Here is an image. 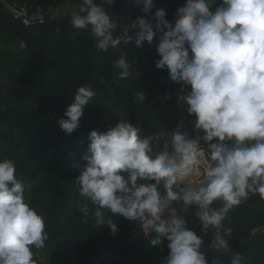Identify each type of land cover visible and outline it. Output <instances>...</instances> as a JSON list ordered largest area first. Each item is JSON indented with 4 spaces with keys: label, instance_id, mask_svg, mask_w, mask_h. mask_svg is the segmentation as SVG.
I'll return each mask as SVG.
<instances>
[{
    "label": "clouds",
    "instance_id": "obj_1",
    "mask_svg": "<svg viewBox=\"0 0 264 264\" xmlns=\"http://www.w3.org/2000/svg\"><path fill=\"white\" fill-rule=\"evenodd\" d=\"M114 2L104 0L108 5ZM143 2L145 13L155 6L154 0ZM215 2L186 0L174 26L159 8L154 13L155 31L148 20L137 18L115 38L118 24L96 0H81L80 14L71 16V25L89 30L97 49L104 52L133 40L137 47L145 41L151 44L161 33L156 68L167 69L172 81L191 86L179 99L196 117L195 128L204 133L200 139L207 143V151L177 131L172 151L166 145L153 159L149 155L153 135L142 137L136 127L121 120L106 133H90L83 155L87 164L76 178L86 201L80 206L84 223L90 218L88 201L96 206V224L113 234L118 227L112 216L139 221L145 237L157 234L152 246L162 243L160 237L168 242L166 264H208L201 251L203 240L180 218L174 203L195 206L202 230H214L209 247L230 251L226 237L232 231L223 224L227 214L250 194L264 200V0H222L213 12ZM130 30L138 31L132 36ZM113 66L120 79L132 76L126 52ZM95 96L91 85L79 87L64 113L67 119L58 121L61 130L67 134L77 130L85 106ZM198 167L203 169V180L194 183ZM16 173L14 160L0 158V264H37L34 249L45 248L49 239L46 222L26 202L24 184ZM181 182L184 186L177 187ZM218 201L221 206L214 207ZM105 210L111 215L106 216ZM166 212L170 218H165ZM241 260L236 254L233 264Z\"/></svg>",
    "mask_w": 264,
    "mask_h": 264
},
{
    "label": "trees",
    "instance_id": "obj_2",
    "mask_svg": "<svg viewBox=\"0 0 264 264\" xmlns=\"http://www.w3.org/2000/svg\"><path fill=\"white\" fill-rule=\"evenodd\" d=\"M4 1H0V158L15 161L26 202L45 219L49 236L45 248L55 247L47 264H166L168 242L160 237L162 243L152 246L150 241L157 234L136 236L134 221L112 216L118 227L113 234L96 224V206L88 201L90 218L84 223L80 206L86 201L76 178L87 164L83 155L88 151L90 133H106L121 120L136 127L142 137L153 135L149 155L155 159L163 152L168 132L183 119L180 106L188 105L179 99L180 105L177 99L187 95L191 86L172 81L167 69L156 68L155 61L161 57L155 39L140 47L129 43L104 52L97 49L89 30L71 25L72 12L45 15L43 22L33 20L29 26L13 13V9H25L33 16L40 14V7L67 2L80 5L81 0ZM96 2L107 12L122 10L135 0H115L111 5ZM221 3L216 0L214 10ZM185 4L186 0H154L155 6L145 13L141 0L137 10L155 18L156 10L163 8L166 19L177 18L178 9ZM125 52L132 76L122 80L113 65ZM86 85H91L96 96L85 106L78 129L67 134L58 121L67 119L64 113L74 102L77 89ZM180 133L195 138L189 121H184ZM221 204L218 201L213 206ZM195 212V206L186 207L181 218L203 240L201 251L208 264H233L236 254L242 257L241 264H264V200L258 194H250L223 221L232 231L226 237L230 251L209 247L214 230L203 231ZM105 215L111 214L105 210ZM34 252L37 264H44L40 251Z\"/></svg>",
    "mask_w": 264,
    "mask_h": 264
},
{
    "label": "built area",
    "instance_id": "obj_3",
    "mask_svg": "<svg viewBox=\"0 0 264 264\" xmlns=\"http://www.w3.org/2000/svg\"><path fill=\"white\" fill-rule=\"evenodd\" d=\"M70 3L71 2H67L66 4H63V7L59 5V6H57V8H60V10L68 8L69 5L71 6ZM71 7L74 9L73 13L74 12L75 13L78 12L79 7H75V6H71ZM211 11L215 12L214 8H211ZM13 13L16 14L17 17H21L22 20H23V23L26 26H29L33 20H38L40 22L44 21V17L42 15L30 16V15H28V13H27V11L25 9H21L19 11H16V10L13 9ZM106 13L111 17V19L114 22H116L118 24L117 30L113 33L114 36L122 35L125 26L130 25L137 18H144V19L148 20L150 23L153 24L154 31H155V23H156L155 18H152V17H150L149 15H147L145 13L138 12L136 3H134L133 5L126 4L125 8L122 9V10H119V11L112 9V10L107 11ZM176 19H178V17L177 18L168 17L167 20L174 26ZM137 31L138 30H130L129 34L132 35V36H135ZM161 35H162L161 33L157 32L156 36L154 37V39L159 41ZM130 43H131V45H135L134 40L132 42H130ZM190 56H191V53H190ZM202 136L203 135H201L199 132H197V134H195V138L194 139L197 141V145H198L199 149L207 151L208 145L206 144V142H204L202 139H200V137H202ZM203 158L207 159V155L205 154V156ZM198 169L203 174V169L201 167H198ZM194 176H195V174H194Z\"/></svg>",
    "mask_w": 264,
    "mask_h": 264
},
{
    "label": "rangeland",
    "instance_id": "obj_4",
    "mask_svg": "<svg viewBox=\"0 0 264 264\" xmlns=\"http://www.w3.org/2000/svg\"><path fill=\"white\" fill-rule=\"evenodd\" d=\"M216 3V2H215ZM60 4V3H59ZM59 4L57 6H59ZM53 6V5H52ZM55 6V5H54ZM55 6V7H57ZM51 7V6H50ZM55 7L53 8V10H55ZM49 7H46V6H43V7H40V14L42 16H45L46 14L44 13L45 10H47ZM212 8H214V4L212 6ZM51 10V9H50ZM43 11V12H42ZM74 9H67L66 11H63V12H60V13H56V12H52L50 13L51 17H59L60 15H65L67 13H70L72 12L73 13ZM48 14V13H47ZM8 48V47H7ZM3 87L0 88V90L2 89ZM178 103L180 104L179 102V97L177 99ZM181 105V104H180ZM182 106V107H181ZM180 108H181V112H182V115H183V119L180 121V123L178 124V127L172 131H169L168 134H167V137L165 139V143H164V147H163V151L165 150V146L167 145V150L169 152L172 151V148H171V143H172V137H173V133L174 132H181L182 130V127L184 125V121H189L191 123V126H192V131L194 132V136L195 134H197V130L195 128V123H196V117L194 115H190L187 111V107H184L183 105H181ZM170 136V138H169ZM168 138H169V141H168ZM195 140V139H194ZM196 172L198 173V176L195 175L197 180H203V174L201 171H199V169L197 168L196 169ZM201 172V173H200ZM141 183V182H140ZM184 185V184H183ZM180 187V185H178ZM161 191H162V195L164 194L163 193V187L161 186ZM173 207H175L178 211V215L180 216V218L182 217L183 213H184V210H185V206L180 203V204H176L174 203L173 204ZM165 218H170L168 213L166 212L165 214ZM134 229H135V235L138 236L140 234H143V232L141 231L140 229V226H139V221H134ZM55 249V247L53 245L47 247V248H43V249H40L39 253H38V256L40 258V260L44 263V264H47L48 262V256L50 255V253Z\"/></svg>",
    "mask_w": 264,
    "mask_h": 264
},
{
    "label": "crops",
    "instance_id": "obj_5",
    "mask_svg": "<svg viewBox=\"0 0 264 264\" xmlns=\"http://www.w3.org/2000/svg\"><path fill=\"white\" fill-rule=\"evenodd\" d=\"M71 4V6H75V7H79V5L77 4V3H74V2H71L70 3ZM60 6H62L63 7V4H60ZM70 5L68 6V8H65V9H61L60 10V8H57V7H55V10H53V8H48L47 10H45V14L47 15V16H51L50 15V13H52V12H57V13H60V12H63V11H66L67 9L69 10V9H72V7H71ZM67 7V6H66ZM51 9V10H50ZM43 12V11H42ZM50 12V13H49ZM48 13V14H47ZM37 15H41V14H37ZM2 87V86H1Z\"/></svg>",
    "mask_w": 264,
    "mask_h": 264
},
{
    "label": "water",
    "instance_id": "obj_6",
    "mask_svg": "<svg viewBox=\"0 0 264 264\" xmlns=\"http://www.w3.org/2000/svg\"><path fill=\"white\" fill-rule=\"evenodd\" d=\"M0 1L5 2L4 0H0ZM0 86H2V85H0ZM5 89L7 90V86L5 87ZM183 184H184L183 182L179 183L180 186H182Z\"/></svg>",
    "mask_w": 264,
    "mask_h": 264
},
{
    "label": "bare ground",
    "instance_id": "obj_7",
    "mask_svg": "<svg viewBox=\"0 0 264 264\" xmlns=\"http://www.w3.org/2000/svg\"><path fill=\"white\" fill-rule=\"evenodd\" d=\"M196 175V174H195ZM195 176L193 175V177H192V180H193V182L195 183L196 181H198L196 178H194Z\"/></svg>",
    "mask_w": 264,
    "mask_h": 264
}]
</instances>
